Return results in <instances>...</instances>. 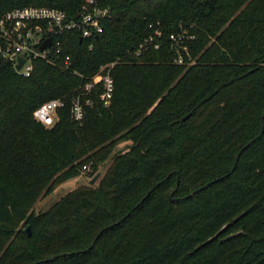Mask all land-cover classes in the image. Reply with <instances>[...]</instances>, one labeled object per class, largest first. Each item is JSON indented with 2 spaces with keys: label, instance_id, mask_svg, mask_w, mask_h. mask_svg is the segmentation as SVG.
I'll use <instances>...</instances> for the list:
<instances>
[{
  "label": "trees",
  "instance_id": "1",
  "mask_svg": "<svg viewBox=\"0 0 264 264\" xmlns=\"http://www.w3.org/2000/svg\"><path fill=\"white\" fill-rule=\"evenodd\" d=\"M79 3L0 0V16L27 4L70 14ZM102 7L91 48L77 32L62 36L67 68L53 54L34 59L27 77L1 65L0 264H264V0ZM155 28L159 48L136 54ZM182 31L193 36L191 63L182 50L175 62L169 34ZM110 63L105 106L101 83L82 87ZM52 98L63 105L44 126L33 111ZM122 141L131 143L97 185L33 210L43 183L88 162L93 176Z\"/></svg>",
  "mask_w": 264,
  "mask_h": 264
},
{
  "label": "built area",
  "instance_id": "2",
  "mask_svg": "<svg viewBox=\"0 0 264 264\" xmlns=\"http://www.w3.org/2000/svg\"><path fill=\"white\" fill-rule=\"evenodd\" d=\"M104 0H80L74 11L68 14L65 10L53 6L27 4L14 6L4 11L0 16V68L8 62L19 75L27 77L32 70V61L36 58H48L49 54L61 58L62 65L67 68L71 63L69 54L64 53L62 36L66 32L74 31L81 40H89L88 47H92V40L102 31L101 21L107 16L108 10L102 7ZM161 36L158 28L153 30L139 45L136 54L142 50L158 49L157 40ZM47 38L51 44L41 49L40 45ZM184 31L178 34H169L172 46L177 52L176 63H182L180 50L186 54V45L182 42ZM192 39L193 36H188ZM25 60L19 70L15 68L18 58ZM113 63L99 67L92 80L83 85V90L88 93L97 83L102 84L100 99L106 106L109 104L113 92V80L110 68ZM63 105L60 98H52L41 103L33 111L34 119L44 125L51 126L57 120V110ZM71 113L74 119L83 117V108L79 98L72 102ZM87 165L83 166L85 169Z\"/></svg>",
  "mask_w": 264,
  "mask_h": 264
},
{
  "label": "rangeland",
  "instance_id": "3",
  "mask_svg": "<svg viewBox=\"0 0 264 264\" xmlns=\"http://www.w3.org/2000/svg\"><path fill=\"white\" fill-rule=\"evenodd\" d=\"M184 33L186 32L184 31ZM188 39H189L188 36L185 35L182 42L186 45L187 54L186 53L185 54H186L188 62L191 63L194 60V58L192 57L189 51V48H188ZM83 114H84V111H83ZM130 143L131 142L129 141H122L118 143L114 147V151L111 153V155L98 164L97 170L93 174V176H90L88 173L89 170L91 169L90 162H88L81 166V170L79 171V174L74 178L67 179V180L60 181V182L55 180V178H52L48 182L43 183L42 186H40V190L33 204V210L35 212H41V211L48 209L53 203L59 200L63 195H65L66 193L70 191L75 190L76 188L80 186L97 185L99 180L106 174V172L110 168L113 156L120 151L127 150ZM84 165H87L85 169H83ZM96 174H98V177L91 184L90 180Z\"/></svg>",
  "mask_w": 264,
  "mask_h": 264
},
{
  "label": "water",
  "instance_id": "4",
  "mask_svg": "<svg viewBox=\"0 0 264 264\" xmlns=\"http://www.w3.org/2000/svg\"><path fill=\"white\" fill-rule=\"evenodd\" d=\"M51 42H52L51 39H50V38H47L46 40H44V41L42 42V44L40 45V48H41V49L46 48L47 46H49V45L51 44ZM24 60H25V59H24L23 57H21V56L18 58V63L15 65V68H16L17 70L20 69V67L22 66ZM185 118H186V117H183V118H182V121H183ZM244 147H245V146H244ZM244 147H243V148H244ZM243 148H242V149H243ZM242 149H241L240 151H242ZM240 151H239V153H240ZM239 153L236 154L234 165H235V163H236L237 158L239 157ZM234 165H233V167H234ZM97 177H98V174H96V175L90 180V183L92 184V183L96 180ZM176 182L178 183V177H177V181H176ZM208 184H209V183H208ZM147 194H148V193H147ZM147 194H146V195H147ZM171 194H172V193H171ZM171 194H170V196H171ZM146 195H145V196H146ZM190 195H191V193L188 194L187 197L190 196ZM24 230H25V232H26L28 235H30V233H31V231H30V226L25 227ZM235 234H237V233H235ZM235 234H231V235H229L228 237H231V236H233V235H235ZM215 236H216V235H215ZM215 236H214V237H215ZM214 237H212V238H214ZM228 237H227V238H228ZM210 239H211V238H210Z\"/></svg>",
  "mask_w": 264,
  "mask_h": 264
}]
</instances>
